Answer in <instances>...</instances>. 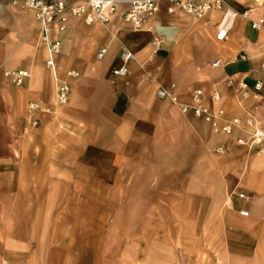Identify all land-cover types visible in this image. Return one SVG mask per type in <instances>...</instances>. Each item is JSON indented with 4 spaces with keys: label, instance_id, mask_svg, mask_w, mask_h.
Returning <instances> with one entry per match:
<instances>
[{
    "label": "crops",
    "instance_id": "1",
    "mask_svg": "<svg viewBox=\"0 0 264 264\" xmlns=\"http://www.w3.org/2000/svg\"><path fill=\"white\" fill-rule=\"evenodd\" d=\"M223 1V10L197 18L160 0L159 11L141 28L123 21L129 8L126 0H119L118 14L107 24L86 25L73 19L59 37L62 49L55 75L46 67L47 51L26 0H0V197L26 193L25 178L32 176L25 175L24 166L33 163L36 148L55 149L59 163L75 164L89 163V150L96 148L110 154L117 165L115 159L131 163L137 150L151 155L150 149L161 146L163 140L167 147H178L179 139L182 147L194 146L202 138L196 129L200 123L192 115H182L177 105L159 100V89L169 90L187 104L192 102L193 89L207 94L219 91L228 118L250 114L264 126V22L259 28L254 25L264 21V0ZM222 29L227 34L219 41L217 34ZM102 49L106 54L99 59ZM125 52L134 59L127 65L128 74L119 77L114 71L123 66ZM216 62L220 65L214 67ZM18 70L29 74L22 86L13 85L5 75ZM69 71L82 77H68ZM57 79L70 84L76 98L85 84L96 88L87 96L96 105L85 130L77 120L68 123L62 114L52 115ZM243 83L248 86V101L240 93ZM258 83L261 89L256 91ZM95 99L108 101L110 109L105 115L114 122L107 127L98 124ZM71 108L64 107L63 114L67 110L75 117L83 114L82 106ZM34 132L49 139L36 141ZM67 148L75 155L68 156ZM244 175L237 169L225 174L226 201L230 215L237 219L236 232L246 225L251 230V237L238 240L237 246L249 245L246 258L251 264H264V173L251 170ZM258 179H262L260 184Z\"/></svg>",
    "mask_w": 264,
    "mask_h": 264
},
{
    "label": "rangeland",
    "instance_id": "2",
    "mask_svg": "<svg viewBox=\"0 0 264 264\" xmlns=\"http://www.w3.org/2000/svg\"><path fill=\"white\" fill-rule=\"evenodd\" d=\"M78 74L76 79L82 77ZM59 82L64 81L58 80L57 89ZM92 89L85 84L76 98L70 86L67 103L58 105L56 98L52 115L60 113L68 123L77 120L85 130L96 105L87 97ZM196 90L203 89L191 93ZM215 92L220 94L204 91L207 97ZM161 101L177 105L182 115L200 123L199 142L182 147L179 139L178 147H167L163 140L150 149L151 155L137 150L131 163L115 159L117 165L96 148L89 150L91 161L81 164L59 163L55 149H35L33 163L24 166L25 175L32 176L25 178L26 193L0 197V264H251L246 258L250 246H237L238 240L251 237V230L246 225L236 232L224 176L234 169L242 175L264 173V147L237 143L248 136L247 126L231 136L218 134L204 120L183 114L180 104L187 103ZM73 104L83 107L79 117L69 110L63 114L64 107L73 109ZM109 109L107 100H98L100 126L114 122L105 115ZM232 118L245 124L252 116ZM35 133L36 141L49 139ZM66 151L75 155L70 148ZM244 181L250 183L248 174Z\"/></svg>",
    "mask_w": 264,
    "mask_h": 264
},
{
    "label": "built area",
    "instance_id": "3",
    "mask_svg": "<svg viewBox=\"0 0 264 264\" xmlns=\"http://www.w3.org/2000/svg\"><path fill=\"white\" fill-rule=\"evenodd\" d=\"M171 5L202 18L210 11L223 10V0H212L198 2V0H167ZM129 5L128 10L123 13L122 19L125 23L135 28H141L146 20L157 13L160 7V0H126ZM25 7L34 12L39 25L40 40L47 51L46 67L53 74L58 71V58L61 55L62 41L60 35L66 32L71 20L76 19L86 25L95 23L107 24L118 14L119 0H26ZM263 24H254L259 28ZM227 34L226 29H222L217 34V40L222 41ZM160 43L158 44V46ZM106 54V49H102L98 58L102 59ZM134 59L132 53L125 52L122 55L123 66L114 71L119 77L128 74V63ZM220 62L213 66L217 67ZM6 77L10 78L15 86H22L28 78V72L18 70L7 72ZM68 76L77 78L76 72H68ZM244 97L248 99V86L243 83ZM261 84H256L255 90L259 91ZM70 94V85L67 82H59L57 89V104L67 103ZM157 96L160 99L170 100L179 104L178 98L168 90L159 89ZM221 106V107H219ZM183 114H193L196 118L204 120L210 124L218 134L231 136L238 131H244L245 126L251 128L245 138H239L237 143L242 146L264 147V127L259 126L252 118H248L245 124L239 118H228L227 111L222 105V97L218 92L206 96L203 90H196L192 94L191 104H180Z\"/></svg>",
    "mask_w": 264,
    "mask_h": 264
},
{
    "label": "bare ground",
    "instance_id": "4",
    "mask_svg": "<svg viewBox=\"0 0 264 264\" xmlns=\"http://www.w3.org/2000/svg\"><path fill=\"white\" fill-rule=\"evenodd\" d=\"M264 22V21H263Z\"/></svg>",
    "mask_w": 264,
    "mask_h": 264
}]
</instances>
